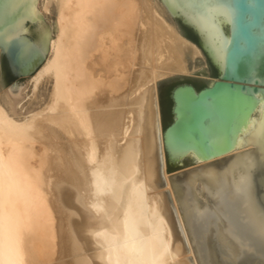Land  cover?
<instances>
[{"label":"bare ground","instance_id":"6f19581e","mask_svg":"<svg viewBox=\"0 0 264 264\" xmlns=\"http://www.w3.org/2000/svg\"><path fill=\"white\" fill-rule=\"evenodd\" d=\"M51 8L33 77L35 90L52 83L48 102L17 117L0 95V264H198L162 189L173 191L157 81L193 73L202 50L161 0H33L30 19L43 25ZM258 97L232 169L264 158ZM221 157L199 161L200 173L214 178Z\"/></svg>","mask_w":264,"mask_h":264},{"label":"water","instance_id":"95a60500","mask_svg":"<svg viewBox=\"0 0 264 264\" xmlns=\"http://www.w3.org/2000/svg\"><path fill=\"white\" fill-rule=\"evenodd\" d=\"M161 1L180 33L217 71L199 88L179 77L169 93V121L161 99L166 83L157 86L166 170L194 256L198 264H264V158L254 154L232 169L236 155L229 154L258 95L264 96V0ZM32 3L0 0V53L6 64L0 75L12 102L22 99L16 87L46 59L49 26L21 32L36 24L30 19ZM217 157L209 179V171L200 173L206 169L199 161Z\"/></svg>","mask_w":264,"mask_h":264},{"label":"rangeland","instance_id":"374dc122","mask_svg":"<svg viewBox=\"0 0 264 264\" xmlns=\"http://www.w3.org/2000/svg\"><path fill=\"white\" fill-rule=\"evenodd\" d=\"M43 17H44L43 18L44 22L42 21L43 25L49 26V28L52 29L53 26L55 25V23H56L55 21L57 19L56 12L53 10V8H51V10L49 12H47ZM166 17L169 19V21L171 23H173V25L178 29V31L181 32L180 25H179L178 21L173 19L169 14H167ZM30 29H38V24L30 25ZM54 33L55 32H53V35H55ZM195 63L197 64L196 65L197 69L193 73H191V72L187 73V74L177 73V74L165 76L163 78H160L157 81V86H158V84L163 82V83H166V88L171 90L173 86H175L178 82H180L179 77H185L186 79L195 81L200 86H203L204 84L212 82L215 79V75L212 73V69L210 68L209 62H208L207 58L205 57V55H204L203 59L201 58L200 61H195ZM189 66L191 68L193 67L191 60H189ZM3 67H6V64H5L4 59L2 57H0V68H3ZM141 67H142V62L139 61L138 64L135 66V69H140ZM35 74L36 73H34L31 76L24 77L23 85L16 87V93L22 98L20 101L13 102V109L15 110L17 117H25L27 115H30V113L33 110L45 105L50 98L52 83L44 81L35 90V85L33 82V77L35 76ZM5 92L6 91H5V88H4V85L2 82V78L0 75V95H2L3 97H6ZM11 100H12V98H11ZM169 118L170 117L168 116L167 121H169ZM162 128L163 129L165 128V124L162 125ZM167 172H168V174H170L169 171H167ZM165 186L166 185L164 184L162 186V189L166 191L168 200H169L170 204L172 205V207H174L173 210L177 214L178 213L177 212L178 205H177V201L173 195L174 193L172 191V188H169L170 186L169 187L168 186L165 187ZM178 215L180 216V214H178ZM178 215H177V222H178V225H179L180 230H181V222H180L181 218H179ZM188 247H189V249H192L190 246H188Z\"/></svg>","mask_w":264,"mask_h":264},{"label":"flooded vegetation","instance_id":"af4514ba","mask_svg":"<svg viewBox=\"0 0 264 264\" xmlns=\"http://www.w3.org/2000/svg\"><path fill=\"white\" fill-rule=\"evenodd\" d=\"M185 33L190 38L195 39L194 34L188 28H186V27H185ZM210 68L212 69V73L216 77L217 76L216 69L214 67H212V66H210ZM192 83L197 88L200 87V85L197 82L192 81ZM169 93H170V90L168 88H163L162 91H161V99H162L163 111H164V115H165L166 118H168V116H170V109H171V100L169 98Z\"/></svg>","mask_w":264,"mask_h":264}]
</instances>
